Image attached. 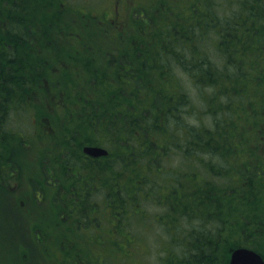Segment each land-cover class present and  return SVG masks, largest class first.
<instances>
[{
    "label": "trees",
    "instance_id": "trees-1",
    "mask_svg": "<svg viewBox=\"0 0 264 264\" xmlns=\"http://www.w3.org/2000/svg\"><path fill=\"white\" fill-rule=\"evenodd\" d=\"M84 1L0 0V171L69 206L53 262L227 264L240 246L264 259V0H162L111 41ZM39 140L35 180L12 154Z\"/></svg>",
    "mask_w": 264,
    "mask_h": 264
},
{
    "label": "rangeland",
    "instance_id": "rangeland-1",
    "mask_svg": "<svg viewBox=\"0 0 264 264\" xmlns=\"http://www.w3.org/2000/svg\"><path fill=\"white\" fill-rule=\"evenodd\" d=\"M79 1L83 2V5L77 4L79 6H74L73 9L76 10L80 8L81 12L85 13L84 11H86L87 8L85 9L84 0H67V3H80ZM90 1L92 4L97 3V6L94 5L90 7L93 12L95 11L96 16L105 15V18L113 21L112 27L110 26L111 28L105 26V28H107V33L104 34L106 41H111L112 38H116L114 34L117 33L120 27H123L125 34H127L129 30H132L130 20L133 17H138V14H135L137 13V8L140 7V10L143 8H150L153 5H159L162 0ZM185 1L186 0H182V3H185ZM64 18H78L72 23V27L76 28L77 31H83L84 24H87L86 21L80 19L79 16L76 17V13L74 15L68 13ZM88 24L91 25L90 22H88ZM2 30L3 28L0 23V32ZM59 35L64 36L63 34ZM60 63L67 69L66 64L69 65L68 63L64 64L62 61ZM70 68H72V66L68 69ZM190 90H193V88ZM260 98L261 101L258 100L257 105L262 109L264 107V99L262 96ZM48 110L54 111L53 108H48ZM43 120V126L51 133L48 126H53V124L49 120H47V122ZM17 125L21 126L24 132H27L31 130L33 126H36V123L34 124L33 120L28 117L26 112ZM48 136L49 135H45L44 137ZM30 142L32 143L33 141L31 140ZM45 147L46 144L42 143V140H39L38 146L25 147L24 150L20 151L19 155L17 153L12 154L22 162L23 171L28 170L31 174L35 173V180L40 178L38 172L40 171L41 173V169H45L50 162L47 156L48 154L46 151L42 150ZM262 154H264V149H262ZM17 164H19V162H17ZM38 165H40V167H38ZM6 173L9 175L0 171V264H55L49 252L59 257L61 256V252L66 249L60 242L59 237H57V233L67 238L66 234L68 230L71 226H74L69 219L70 216H67V212L70 210L69 206L66 203H62V205L59 206L57 199L48 193L50 191H47V188L44 191L40 190L39 193L36 194L38 195V199L36 197L30 198L29 193L26 194V181L23 182V180L19 181L17 179L16 174L18 172L15 170L13 173L14 175L10 172ZM58 174H63V171H58L56 169V175ZM63 183H66V179H63L61 184ZM62 190L65 189L61 187L60 191ZM66 201L69 202V200ZM59 209L61 213L58 212ZM88 240L89 239H83L79 244L84 245V247L88 245L89 248L90 243L87 242ZM79 244L72 242L69 244L67 250L79 247ZM67 250H65V252ZM96 251L97 249H94V252ZM99 251L100 248L98 252ZM83 261L87 262V260Z\"/></svg>",
    "mask_w": 264,
    "mask_h": 264
},
{
    "label": "water",
    "instance_id": "water-1",
    "mask_svg": "<svg viewBox=\"0 0 264 264\" xmlns=\"http://www.w3.org/2000/svg\"><path fill=\"white\" fill-rule=\"evenodd\" d=\"M82 151L94 158L107 154V150L104 147L97 145H84ZM227 264H264V259L255 250L240 246L231 251Z\"/></svg>",
    "mask_w": 264,
    "mask_h": 264
}]
</instances>
